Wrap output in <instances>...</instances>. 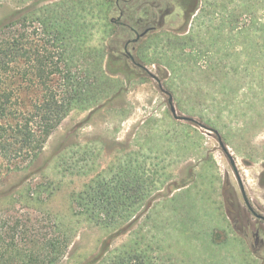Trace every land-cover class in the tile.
<instances>
[{"label": "rangeland", "instance_id": "obj_1", "mask_svg": "<svg viewBox=\"0 0 264 264\" xmlns=\"http://www.w3.org/2000/svg\"><path fill=\"white\" fill-rule=\"evenodd\" d=\"M14 16L21 19L16 31L39 51L53 50L41 20L48 29L55 27L49 20L65 24L78 95L39 156L0 176V214L50 213L71 235L62 264H83L132 216L103 227L73 214L75 197L120 163H140L150 179L139 187L151 195L109 256L132 249L163 264H264V220L245 205L218 141L235 160L253 211L264 216V0H0V23ZM224 17L239 36L230 39ZM184 26L195 34L182 46L187 54L171 49L162 59L151 50ZM61 83L52 80L54 92L62 93ZM169 96L177 115L192 121L173 116Z\"/></svg>", "mask_w": 264, "mask_h": 264}, {"label": "trees", "instance_id": "obj_2", "mask_svg": "<svg viewBox=\"0 0 264 264\" xmlns=\"http://www.w3.org/2000/svg\"><path fill=\"white\" fill-rule=\"evenodd\" d=\"M29 19L33 22L32 18ZM41 21L46 37L44 44H51L53 50L43 45V50L39 51L31 41L17 32L21 22L19 17L14 16L0 23V176L29 166L39 156L48 137L66 117L78 95L75 93L77 77L66 58V41L71 39L72 34L68 29L63 30V23L58 26V23H50L49 20V26L53 24L55 27L48 29ZM221 21L229 26L230 39L239 36L238 32H233L234 25L229 17ZM209 26L211 24L206 25L207 30ZM184 29L185 26L179 29V33H166L167 38L151 47V50L162 56V59L171 49L180 48V56L187 54L182 46L194 42L195 34ZM3 31H6L4 35L1 34ZM204 53L198 51L197 58L206 56ZM141 56L145 64L153 63L151 56ZM21 60L25 62L21 63ZM238 65L235 64L234 72L239 71ZM56 79L62 81L59 85L62 86V93L54 92L51 87L52 80ZM241 83L238 82L240 85L237 89H240ZM20 90L34 91L35 98L22 97ZM138 165L123 162L111 172L110 178L104 177L103 182L91 179L75 197L74 203L79 210L73 209V214L83 213L95 224L107 228L118 224L120 220L124 222L127 216L133 217L151 195L150 187H139L141 180L147 183L150 177H145L142 164ZM10 197L12 200L9 202L12 204L15 197ZM28 208L31 211L25 218L0 214V264H62L71 244L68 229L50 213ZM31 212L41 214L48 221L47 224L39 223L37 214L31 215ZM130 219L109 233L102 241L99 252L83 264H163L161 258L148 253L142 255L132 249L109 256L113 239L129 230L133 222Z\"/></svg>", "mask_w": 264, "mask_h": 264}, {"label": "water", "instance_id": "obj_3", "mask_svg": "<svg viewBox=\"0 0 264 264\" xmlns=\"http://www.w3.org/2000/svg\"><path fill=\"white\" fill-rule=\"evenodd\" d=\"M148 29L145 30L144 32H142L141 34H137V36L132 39V42H135L137 41L141 36L145 35L147 33ZM139 65V64H138ZM168 103L170 104V110H171V113L173 114V116L177 119H181V120H193L192 118L190 117H186V116H180V115H177L176 113V110H175V107L174 105L172 104V97L169 96V99H168ZM199 126L203 127V128H206L204 125L200 124L199 123ZM208 130H212V129H208ZM214 133H216V135H218V132L216 130H212ZM218 141H219V145L221 146V148L223 149L224 152L227 153V155L232 159L230 153L228 152L226 146L224 145V143L222 142L221 138L219 137L218 135ZM232 163L234 164V161L232 160ZM257 216H260V215H257Z\"/></svg>", "mask_w": 264, "mask_h": 264}, {"label": "flooded vegetation", "instance_id": "obj_4", "mask_svg": "<svg viewBox=\"0 0 264 264\" xmlns=\"http://www.w3.org/2000/svg\"><path fill=\"white\" fill-rule=\"evenodd\" d=\"M129 43H131V41H128L127 43H126V45H125V50L127 49V46H128V44ZM228 158H229V160H230V162H231V165H232V167H233V169L235 170V174H236V179H237V182H238V185H239V189H240V191H241V194H242V197H243V200H244V203H245V205L248 207V209L251 211V213L256 217V218H258V219H261V220H264V216L263 215H260V214H258V213H256L255 211H253V209H252V206H251V204H250V202H249V200H248V198H247V196H246V192H245V188H244V186H243V183H242V181H241V178H240V176L238 175V172L236 171V164H235V160L232 158H230L229 156H228ZM232 160L234 161V164L232 163ZM264 161V160H263ZM264 164V163H263ZM264 166V165H263ZM263 175H264V171H262L261 172V174H260V178H262L263 177ZM257 215H260V216H257Z\"/></svg>", "mask_w": 264, "mask_h": 264}]
</instances>
